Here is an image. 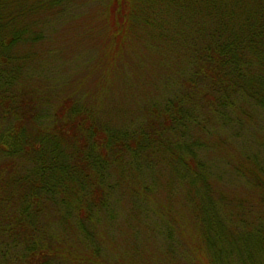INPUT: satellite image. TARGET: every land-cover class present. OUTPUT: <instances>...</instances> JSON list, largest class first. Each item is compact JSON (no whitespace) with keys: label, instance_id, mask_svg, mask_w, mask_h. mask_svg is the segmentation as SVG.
I'll return each instance as SVG.
<instances>
[{"label":"trees","instance_id":"1","mask_svg":"<svg viewBox=\"0 0 264 264\" xmlns=\"http://www.w3.org/2000/svg\"><path fill=\"white\" fill-rule=\"evenodd\" d=\"M0 264H264V0H0Z\"/></svg>","mask_w":264,"mask_h":264}]
</instances>
